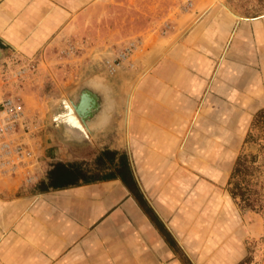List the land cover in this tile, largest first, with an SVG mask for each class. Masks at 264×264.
<instances>
[{
  "label": "rangeland",
  "instance_id": "374dc122",
  "mask_svg": "<svg viewBox=\"0 0 264 264\" xmlns=\"http://www.w3.org/2000/svg\"><path fill=\"white\" fill-rule=\"evenodd\" d=\"M207 1L212 11H198ZM204 15L219 19L211 27L215 52L222 51V38L226 36L227 41L232 34V39L240 36L242 48L256 54H207L212 46L208 28L195 25ZM65 18L32 54L9 53L0 58V99L11 98L22 105L23 123L15 128L23 136L22 145L44 147L54 142L58 148L60 138L51 128L54 106L69 97L79 104L77 89L82 80L90 78L98 81V100L106 105L107 100H115L106 110L117 119L109 123L111 115L106 116L96 126L99 136L84 139L91 144L85 157L106 146L139 150L145 144L143 134H132L125 124L129 92L128 121L137 96L140 116V101L155 96L143 89L146 75L175 49L183 35H199L185 49L191 61L181 62L177 56L171 66L175 71L181 67L203 70V90L192 100L195 105L189 116H180V106L169 107L175 117L176 147L164 149L169 164H176L181 183L176 205L186 248L183 253L191 264H264V209H240L227 190L233 161L240 154H253L257 156L254 165H261L258 192L264 202V127L251 128L256 112L264 108V0H85L76 3ZM223 21L225 26L220 25ZM221 56L227 63L224 72L232 70L234 76L215 78L214 92L204 94ZM201 99L206 108L196 110ZM60 111L64 113L65 108ZM196 112L197 119L191 120ZM249 131L258 135L257 142L245 141ZM7 141L14 146L18 139ZM90 160L85 162L93 167ZM167 204L174 210L173 203Z\"/></svg>",
  "mask_w": 264,
  "mask_h": 264
},
{
  "label": "crops",
  "instance_id": "0c3cea01",
  "mask_svg": "<svg viewBox=\"0 0 264 264\" xmlns=\"http://www.w3.org/2000/svg\"><path fill=\"white\" fill-rule=\"evenodd\" d=\"M82 2L85 0H0V58L9 53L35 52L64 23L67 12ZM211 5L207 1L198 11L211 12ZM217 20L204 15L195 24L208 28L212 46L207 54L254 52L242 48L240 36L232 39V34L227 41L226 36H220L224 47L221 53L215 52L211 27L216 26ZM220 25L225 26V21ZM254 27L257 32V26ZM239 28L240 33L242 27ZM200 37L183 35L175 49L146 75L143 89L155 96L140 101L141 116L136 113V101L140 99L137 96L128 121L132 134L137 131L143 134L142 148L132 151L127 148L126 152L108 146L109 150L126 156L130 176L126 182L116 175L40 192L36 186L45 179L54 162L89 161L84 152L71 147V143L55 148L53 142L44 147H30V161L24 163L13 162L14 154L0 148V264H183L186 248L176 205L181 183L176 164H169L164 149L176 147L177 135L172 126L175 117L169 107L180 106L183 109L180 116H189L192 100L203 90L205 74L198 67L194 71L181 67L178 72L171 64L177 56L186 63L190 54H185V49ZM226 64L221 56L204 94L214 92L215 78L222 80L220 76L224 74L234 76L232 70L224 72ZM202 99L196 110L206 108ZM198 114L193 113L191 120L195 121ZM19 135L15 133V140H22ZM167 203H173L174 210H169Z\"/></svg>",
  "mask_w": 264,
  "mask_h": 264
},
{
  "label": "trees",
  "instance_id": "16d2710c",
  "mask_svg": "<svg viewBox=\"0 0 264 264\" xmlns=\"http://www.w3.org/2000/svg\"><path fill=\"white\" fill-rule=\"evenodd\" d=\"M251 128L264 127V108L256 112V116L251 123ZM258 135H254L251 131L247 133L245 141L257 142ZM264 141V140H262ZM264 148V142L261 144ZM256 155L240 154L233 161L227 181V190L231 199L242 210L261 211L264 209V202L261 201L258 187L261 186L258 171L261 165H254ZM93 167L87 166L85 161L61 162L56 161L47 171L45 179L40 181L36 188L40 192L50 189H63L70 186H76L81 183H92L99 180L110 179L119 175L126 182L129 166L124 154L118 155L115 150L106 149L92 162ZM239 262L238 264H241ZM183 264H191L183 255Z\"/></svg>",
  "mask_w": 264,
  "mask_h": 264
},
{
  "label": "flooded vegetation",
  "instance_id": "af4514ba",
  "mask_svg": "<svg viewBox=\"0 0 264 264\" xmlns=\"http://www.w3.org/2000/svg\"><path fill=\"white\" fill-rule=\"evenodd\" d=\"M105 91L108 92L106 89ZM85 95H86L85 93L82 95L84 97H81V101L79 102V104L72 103L70 100L66 98L70 102V104L73 106V108L75 109V112L77 113V115L79 116L82 122H83V118L86 117L88 118V122L92 124L93 127L95 126L98 127V125L100 126V124L103 122V119H106V116L109 117L111 115L108 118L109 123H111L112 119H115V120L117 119V117L115 118L114 116H112V114H110L109 111L106 110L111 106V104L115 102V100L112 101V100L106 99L107 100L106 102L108 104L106 105V103L103 104L102 100L97 99L93 101L92 99L88 98ZM62 99L63 98H61L57 102L52 112V127L51 128L55 130V133L52 132V134L54 135L56 134L55 136H59L60 144L66 146L69 143H71L72 144L71 147L77 150H81V152H87V150L90 149L89 145L91 144H85L86 141H84V138L81 135H75V134H72L66 131L65 128L62 127L63 126L62 123L59 120H56L54 118V114L58 112L59 110L63 109V106L61 103ZM118 105L120 104L118 103ZM114 124H117V123H114ZM99 134L100 133L97 131L95 134V137L99 136ZM106 149H109L108 146H106L105 148H100L98 151H96L95 154L93 153L92 155H88L89 156L88 159H91L90 161H93L97 157L98 154H100L102 151Z\"/></svg>",
  "mask_w": 264,
  "mask_h": 264
},
{
  "label": "built area",
  "instance_id": "2783aa9c",
  "mask_svg": "<svg viewBox=\"0 0 264 264\" xmlns=\"http://www.w3.org/2000/svg\"><path fill=\"white\" fill-rule=\"evenodd\" d=\"M0 115V148L5 149L6 153L14 154L12 155V161L15 160L13 162H29L31 149L23 146L22 142L16 141L13 135L16 133V126L23 123L22 105L11 98L0 99ZM7 139H14L17 143L11 146ZM27 159L29 161H26Z\"/></svg>",
  "mask_w": 264,
  "mask_h": 264
},
{
  "label": "bare ground",
  "instance_id": "6f19581e",
  "mask_svg": "<svg viewBox=\"0 0 264 264\" xmlns=\"http://www.w3.org/2000/svg\"><path fill=\"white\" fill-rule=\"evenodd\" d=\"M232 14V13H231ZM132 96L129 92L128 99H127V114L125 124L127 126L128 123V116L130 115V103H131ZM62 106L65 108V112H61L60 110L54 114V118L59 120L62 123V127L65 128L66 131L69 133L80 135L86 133L88 135L87 129L84 123L81 121L75 109L70 104V102L66 99H62Z\"/></svg>",
  "mask_w": 264,
  "mask_h": 264
},
{
  "label": "water",
  "instance_id": "95a60500",
  "mask_svg": "<svg viewBox=\"0 0 264 264\" xmlns=\"http://www.w3.org/2000/svg\"><path fill=\"white\" fill-rule=\"evenodd\" d=\"M96 78V77H95ZM99 84L98 81L95 79H84L81 81V84L79 86V88L77 89L78 92V97H84L82 96L84 93L86 94L85 96H87L88 98L92 99L93 101H95L97 99V91L99 90ZM76 94V95H77ZM75 98V97H74ZM72 103H74L73 98H68ZM83 123L87 129L88 135H86V133L80 134L84 139L91 141V140H95V134H96V129L97 127H93L92 124H90L88 122L87 119L83 118Z\"/></svg>",
  "mask_w": 264,
  "mask_h": 264
}]
</instances>
